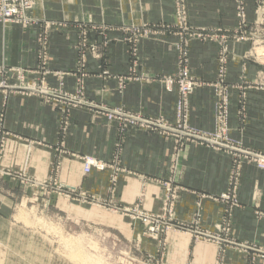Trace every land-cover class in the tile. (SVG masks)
Masks as SVG:
<instances>
[{"label": "rangeland", "instance_id": "obj_1", "mask_svg": "<svg viewBox=\"0 0 264 264\" xmlns=\"http://www.w3.org/2000/svg\"><path fill=\"white\" fill-rule=\"evenodd\" d=\"M230 2L234 27L192 25L188 0H172L170 23L139 25L122 24L120 11L103 8L91 19L74 11L72 0H0V27L17 32V51L25 44L33 54L29 66L18 53L12 66L0 62V264H235L238 255L245 264L264 263L263 243L240 241L233 229L243 168L264 172V148L252 149L241 139L250 93H260L264 103V0ZM146 42L171 47V68H159L164 71L155 77L139 72ZM196 44L213 46L204 75L192 59ZM55 51L72 59L64 66L70 70L51 66ZM234 55L242 59L236 81L229 78ZM248 63L258 67L252 76ZM150 82L163 88L159 103L165 94L175 96L170 112L146 114L126 104L128 95L136 102V86ZM204 88L210 120L201 129L190 122V102ZM15 95L49 105L55 122L34 126L32 136L8 130L4 117ZM261 122L264 129V109ZM48 129L53 142L41 138ZM142 134L160 146L156 172L129 159L140 156ZM79 147V153L73 150ZM192 148L225 163L222 175L207 178L220 180L222 190L207 192L200 188L203 175L188 173L199 167L190 164ZM43 152L50 153V165L42 174L37 164ZM71 161L80 185L70 180L71 168L62 174V164ZM122 186L134 192L132 202H119ZM206 203L219 207L207 219Z\"/></svg>", "mask_w": 264, "mask_h": 264}, {"label": "crops", "instance_id": "obj_2", "mask_svg": "<svg viewBox=\"0 0 264 264\" xmlns=\"http://www.w3.org/2000/svg\"><path fill=\"white\" fill-rule=\"evenodd\" d=\"M72 0V9L78 13H87L89 18H96L98 10L103 8V11L108 13H115L120 11L121 13V22L129 23L131 20L139 24L147 23H170L172 21L173 7L172 0H120L119 2H109L108 0ZM102 2V3H101ZM189 4V15L190 23L196 27H234L235 21L233 17V7L230 0H188ZM50 5V4H48ZM120 8H119V7ZM113 12H112V11ZM134 10L135 17L132 16V11ZM17 32L7 28L0 27V62H5L9 66H12L16 63V53L19 54V60L23 62L25 66L31 64L33 61V54L30 52V47L24 44V47H21L18 50L17 47ZM171 41V38H167ZM213 47V46H212ZM208 45H194L192 50V59L196 63L197 61L201 63L199 71L200 75H204L207 70V65L213 59V56L210 58V49ZM170 45L161 44L155 42H146L142 46L141 57L142 65L139 70L146 77H155L159 73L163 72L159 68H171V58ZM236 53L240 54L241 49H236ZM52 54V53H51ZM59 51H55L52 55L55 59L52 60L51 66L54 69L60 71L70 70L65 69L64 66H68L72 62V59L69 58L63 59L58 57ZM235 61L231 65L229 70V78L233 81H236L240 75L241 71V61L240 57L235 56ZM29 66V65H28ZM206 67V69H205ZM247 71L250 76H252L258 67L254 64H247ZM161 71V72H160ZM155 83H148L143 86H136V102L129 99L131 96L128 95L126 104L128 106L138 108L140 111L146 114H156L160 110L170 112L173 109L175 96L173 95H164L163 101L159 103L161 92L163 90L161 87H156ZM159 90V91H158ZM208 89L204 88L198 91L191 97L190 102V122L198 128H204L208 125L210 120V115L206 111L208 102ZM2 93L0 91V106L2 103ZM231 105V126L235 125V112H236V102L234 97H232ZM134 102V103H133ZM131 107V108H132ZM264 109V103L260 93L253 91L250 93L247 114L249 117L248 126L243 135L241 136L242 141L247 147L256 150H262L264 148V129L261 122V114ZM55 122V113L52 112V109L49 105L42 103L37 99H28L22 98L17 95L10 97L7 102L6 115L4 117V124L6 128L14 133L21 134L22 136H32L34 126H49ZM14 127V128H11ZM17 127H24L23 130L18 129ZM24 132V133H22ZM234 136L239 137V134L234 133ZM54 132L50 129L44 131V134L41 135V138L47 142H53L55 140ZM140 146L137 148L141 151L140 156L134 160L129 158L130 161L139 165L144 172H156L157 168L161 165V160L158 156L160 146L156 145L155 142L157 139L153 136H148L142 134L138 139ZM14 141L8 147L7 165H12L15 160L12 156V153L15 152V146L13 145ZM14 146V147H13ZM132 146V143L130 147ZM76 150L80 152V147ZM191 165H198V169L191 168L188 173H201L203 175L201 189H206L205 191L210 192L216 190H222L223 183L220 180L212 182L207 180L211 175H222L225 169V163L219 160L218 155H215L212 152L205 151L204 149L192 148L191 149ZM45 155L41 157V161L37 164V170L39 172L47 173L49 170V156L43 152ZM147 155V156H146ZM224 158V157H222ZM69 161V160H68ZM219 163H218V162ZM71 162L66 163L67 165L62 164V174L67 172L70 168L72 174L70 180H73L76 185H80L81 176L77 172H73L78 166ZM76 163V161L74 162ZM147 163V164H145ZM5 164V163H4ZM69 165V167H68ZM150 170V171H149ZM79 173V172H78ZM206 175V178H204ZM78 176V177H77ZM243 180L240 185L238 200L241 204L240 209L235 213L234 217V235H237L240 241H249L260 243L264 245V172L258 171L252 166H245L242 172ZM207 180V181H206ZM222 184V185H221ZM204 185V186H203ZM133 190L138 191L137 188L133 187ZM130 192V193H128ZM130 194V195H129ZM134 192L130 187L126 186L121 189V194L119 196V202L126 201L125 203L132 202L134 200ZM133 195V196H132ZM184 204V202H183ZM210 203H206L203 211V217L205 219L209 218L211 213L219 212V207H210ZM184 209L187 207L188 210L191 209L188 203H185ZM182 206L180 205V208ZM193 208V207H192ZM255 212H259L262 216L259 218L255 215ZM187 216V214L185 215ZM235 264H245L244 258L241 255H238L236 258ZM264 264V263H260Z\"/></svg>", "mask_w": 264, "mask_h": 264}, {"label": "built area", "instance_id": "obj_3", "mask_svg": "<svg viewBox=\"0 0 264 264\" xmlns=\"http://www.w3.org/2000/svg\"><path fill=\"white\" fill-rule=\"evenodd\" d=\"M10 14H12V12H10ZM259 162H260V164H261V166H263V167H261V168H264V157L263 158H261L260 160H259ZM92 163H91V161L90 160H88L87 162H86V164H85V170L88 172L89 171V169H90V165H91ZM95 165V164H94Z\"/></svg>", "mask_w": 264, "mask_h": 264}]
</instances>
